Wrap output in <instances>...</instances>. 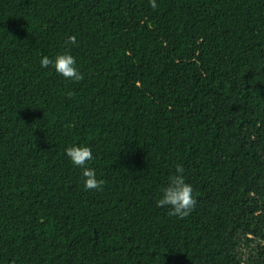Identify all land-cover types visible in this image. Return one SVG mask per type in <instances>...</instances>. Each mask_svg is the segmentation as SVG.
Masks as SVG:
<instances>
[{
  "label": "trees",
  "instance_id": "1",
  "mask_svg": "<svg viewBox=\"0 0 264 264\" xmlns=\"http://www.w3.org/2000/svg\"><path fill=\"white\" fill-rule=\"evenodd\" d=\"M156 3L0 0V264H264V0Z\"/></svg>",
  "mask_w": 264,
  "mask_h": 264
},
{
  "label": "clouds",
  "instance_id": "2",
  "mask_svg": "<svg viewBox=\"0 0 264 264\" xmlns=\"http://www.w3.org/2000/svg\"><path fill=\"white\" fill-rule=\"evenodd\" d=\"M149 3L153 9L158 6L156 0H149ZM76 43L74 35L69 36L65 41L66 45H75ZM40 64L44 68L51 65L59 75L70 81L78 82L84 79L83 74L76 67V59L70 53L58 54L54 60L44 56L41 58ZM65 153L72 164L82 169L85 189L102 190L104 181L98 180L96 171L86 166L89 161L93 160L92 150L88 146L72 145L65 149ZM196 203L192 185L186 182L183 167L177 165L175 174L169 177L168 185L161 189V195L157 199L156 205L169 208V216L185 218L194 210Z\"/></svg>",
  "mask_w": 264,
  "mask_h": 264
},
{
  "label": "rangeland",
  "instance_id": "3",
  "mask_svg": "<svg viewBox=\"0 0 264 264\" xmlns=\"http://www.w3.org/2000/svg\"><path fill=\"white\" fill-rule=\"evenodd\" d=\"M243 252H244V256L246 257L247 255H248V250H247V248H245L244 250H243Z\"/></svg>",
  "mask_w": 264,
  "mask_h": 264
}]
</instances>
